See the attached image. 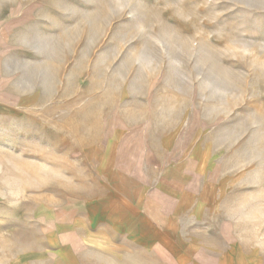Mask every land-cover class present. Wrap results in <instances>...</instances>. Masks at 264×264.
<instances>
[{
  "label": "rangeland",
  "instance_id": "374dc122",
  "mask_svg": "<svg viewBox=\"0 0 264 264\" xmlns=\"http://www.w3.org/2000/svg\"><path fill=\"white\" fill-rule=\"evenodd\" d=\"M0 58L33 96L0 121V264L32 217L95 185L85 139L119 130L131 170L176 125L227 230L264 252V0H0Z\"/></svg>",
  "mask_w": 264,
  "mask_h": 264
},
{
  "label": "crops",
  "instance_id": "0c3cea01",
  "mask_svg": "<svg viewBox=\"0 0 264 264\" xmlns=\"http://www.w3.org/2000/svg\"><path fill=\"white\" fill-rule=\"evenodd\" d=\"M5 67L0 58V121L22 118L33 97L14 95ZM118 131L84 140L97 182L74 203L32 217L6 264H264V252L221 221L223 188L194 136L165 130L129 170L118 166L126 160Z\"/></svg>",
  "mask_w": 264,
  "mask_h": 264
}]
</instances>
